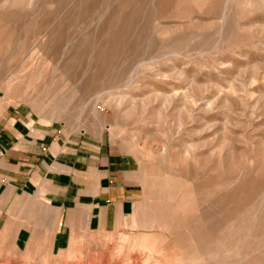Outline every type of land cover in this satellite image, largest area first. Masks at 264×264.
<instances>
[{"label":"rangeland","instance_id":"rangeland-1","mask_svg":"<svg viewBox=\"0 0 264 264\" xmlns=\"http://www.w3.org/2000/svg\"><path fill=\"white\" fill-rule=\"evenodd\" d=\"M138 159L117 228L0 264H264V0H0V109Z\"/></svg>","mask_w":264,"mask_h":264},{"label":"crops","instance_id":"crops-1","mask_svg":"<svg viewBox=\"0 0 264 264\" xmlns=\"http://www.w3.org/2000/svg\"><path fill=\"white\" fill-rule=\"evenodd\" d=\"M144 192L136 156L86 130L43 123L27 105L0 109V231L28 254H62L117 228Z\"/></svg>","mask_w":264,"mask_h":264}]
</instances>
